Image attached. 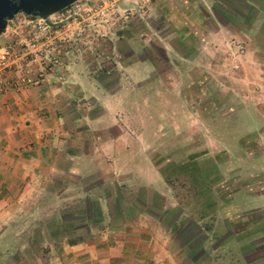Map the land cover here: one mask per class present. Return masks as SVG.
Instances as JSON below:
<instances>
[{
    "label": "crops",
    "instance_id": "obj_1",
    "mask_svg": "<svg viewBox=\"0 0 264 264\" xmlns=\"http://www.w3.org/2000/svg\"><path fill=\"white\" fill-rule=\"evenodd\" d=\"M157 5L168 29L153 32L151 45L164 49L165 65L146 62L132 50L104 69L91 60L69 59L61 81L0 93V264L194 263L176 256L186 248L177 241L178 227L162 225L158 215L141 211L127 222L121 210L114 223L63 224L64 217L80 215L81 201L102 198L108 206L109 186L159 192L158 169L169 160H160L158 137L173 134L169 123L179 119L189 123L179 130L188 131L192 103L199 106V117H206L209 103H221L222 57L236 58L228 69L230 89L235 95L238 85L246 90L239 98L263 106L257 115L264 120V0H161ZM175 105L182 106L179 114L172 112ZM95 175L104 176L102 192L81 188V181ZM26 218L32 231L22 248L16 232ZM53 221L58 235L48 237ZM192 226L190 233L203 235L199 222ZM244 264H264V257Z\"/></svg>",
    "mask_w": 264,
    "mask_h": 264
},
{
    "label": "rangeland",
    "instance_id": "obj_2",
    "mask_svg": "<svg viewBox=\"0 0 264 264\" xmlns=\"http://www.w3.org/2000/svg\"><path fill=\"white\" fill-rule=\"evenodd\" d=\"M159 1L126 0L125 22L111 29L110 36L98 43V51L88 49L91 54L84 59L99 66L107 60L108 63L104 62L107 67L115 64L118 56L132 50L146 62L153 59L154 64L165 65L164 49L151 45L153 32L162 34L168 29L167 24L159 19L162 15L160 5H157ZM25 18L26 15L19 12L7 21L6 29L0 34V45L13 34L12 29L21 33ZM117 38H123L125 42H115ZM238 49V53H242L241 48ZM107 54L109 57L105 58ZM233 62H237L234 56L222 57L218 62L224 72L221 74L222 87L217 90L221 103L206 105V117H199V106L192 103L190 129L179 130L189 125L179 119L172 124L168 122L175 128L173 134L168 131L169 135L158 137L160 160L163 162V157L169 160L158 169L163 179L158 193H151L147 186L113 185L108 187L112 196L108 206L101 198L91 200V208L88 201H81L77 204L78 209L86 207L87 214L91 212L93 216L102 214L104 219L94 221L96 225L116 222L122 211V218L127 222L136 220V214L141 211L158 215L162 225L178 227L175 232L177 241L180 240L186 248L176 256L189 257L193 264H244L252 258L264 257V199H259L264 192V120L262 115H257L263 106L253 107L242 101L239 96L246 95V90L239 89V85V95H235V89H230L233 73L228 69ZM173 110L179 114L182 106L175 105ZM97 175L90 176L93 179L89 178V181L83 179L81 188L102 192L104 186L99 181L104 176ZM60 200L61 203L70 201ZM44 205L54 208V202L46 201ZM37 218L33 219L34 222L39 220ZM70 220L75 225L84 226L85 223L81 214ZM197 222L203 227V235L199 237L196 231H188L194 230L192 225ZM30 225L29 218H26L17 227L16 236L19 238L16 241L22 243V248L30 237L32 230L27 228Z\"/></svg>",
    "mask_w": 264,
    "mask_h": 264
},
{
    "label": "built area",
    "instance_id": "obj_3",
    "mask_svg": "<svg viewBox=\"0 0 264 264\" xmlns=\"http://www.w3.org/2000/svg\"><path fill=\"white\" fill-rule=\"evenodd\" d=\"M126 5V0H76L46 18L26 15L21 33L12 29L0 45V93L61 81L66 61L98 51L111 29L125 22Z\"/></svg>",
    "mask_w": 264,
    "mask_h": 264
},
{
    "label": "water",
    "instance_id": "obj_4",
    "mask_svg": "<svg viewBox=\"0 0 264 264\" xmlns=\"http://www.w3.org/2000/svg\"><path fill=\"white\" fill-rule=\"evenodd\" d=\"M76 0H0V34L16 13L46 18Z\"/></svg>",
    "mask_w": 264,
    "mask_h": 264
},
{
    "label": "trees",
    "instance_id": "obj_5",
    "mask_svg": "<svg viewBox=\"0 0 264 264\" xmlns=\"http://www.w3.org/2000/svg\"><path fill=\"white\" fill-rule=\"evenodd\" d=\"M84 202V201H83ZM88 203H90L89 205H90V208H91V202L89 201ZM85 205V204H84ZM83 205V206H84ZM75 210H73V212H74ZM78 211V213L79 214H81V217H82V220H84L85 222H94V221H98V220H100L99 218H97V216L95 215V216H93V215H90L91 214V212H89L88 214H87V211H86V207H82V208H80V209H78L77 210ZM68 217V218H67ZM67 217H64V223L63 224H65V225H71V224H73V221L72 220H70V218H72V217H69V216H67ZM73 217H75V216H73ZM80 218V217H79ZM57 228H58V226L57 225H55V222L53 221L52 223L50 222V225L49 226H47V232H46V235L48 236V237H51V236H56V235H58V230H57ZM32 237H34V235H32Z\"/></svg>",
    "mask_w": 264,
    "mask_h": 264
}]
</instances>
